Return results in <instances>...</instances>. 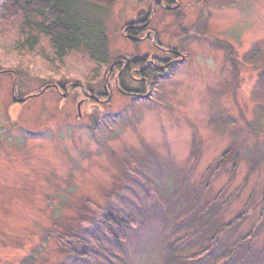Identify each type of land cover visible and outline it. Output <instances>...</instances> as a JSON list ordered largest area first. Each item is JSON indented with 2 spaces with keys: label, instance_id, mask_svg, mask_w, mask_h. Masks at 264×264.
Returning <instances> with one entry per match:
<instances>
[{
  "label": "rangeland",
  "instance_id": "1",
  "mask_svg": "<svg viewBox=\"0 0 264 264\" xmlns=\"http://www.w3.org/2000/svg\"><path fill=\"white\" fill-rule=\"evenodd\" d=\"M191 1L155 22L186 60L148 101L110 73L156 52L120 34L134 0L84 8L104 62L87 48L56 60L42 36L23 46L21 16L0 12V264H264V0ZM117 207L130 217L113 262L61 251Z\"/></svg>",
  "mask_w": 264,
  "mask_h": 264
},
{
  "label": "trees",
  "instance_id": "2",
  "mask_svg": "<svg viewBox=\"0 0 264 264\" xmlns=\"http://www.w3.org/2000/svg\"><path fill=\"white\" fill-rule=\"evenodd\" d=\"M115 1L5 0L0 12L5 18L21 16V32L26 34L23 46L34 48L38 37L42 36L49 42L56 60L61 61L70 51L87 48L92 58L104 62L107 55L104 29L97 21L94 25L87 22L84 8L89 5L109 8ZM116 210H109L94 222L95 230L89 238L75 236L71 242L60 238L57 244L61 251L82 263L97 259L102 263L113 262L119 254L110 245L118 243L119 235L123 237L127 232H123L128 223L123 219V214L130 217L127 212L118 211V207ZM243 217L241 214L225 227L239 223ZM209 251L205 249L201 254Z\"/></svg>",
  "mask_w": 264,
  "mask_h": 264
},
{
  "label": "flooded vegetation",
  "instance_id": "3",
  "mask_svg": "<svg viewBox=\"0 0 264 264\" xmlns=\"http://www.w3.org/2000/svg\"><path fill=\"white\" fill-rule=\"evenodd\" d=\"M134 1L138 4L137 8L130 15V19L124 22L120 34L132 45L144 44L149 41L152 49L156 52L145 51L142 54L134 52L129 56H119V58L112 61L110 73L114 70L117 71L114 84L118 92L135 100L148 101V98L156 92V82H160V79H169L175 68L174 65L182 64L186 60V56L178 52L175 47L163 44V40L158 35L155 27V22L162 25L169 13L177 12L183 6L182 2L184 0ZM188 1L192 4L191 0ZM187 6L190 7L189 3H187ZM127 83L135 88L133 90L127 89ZM107 92L108 88L105 87L104 93L99 95L105 100L109 98ZM95 100L99 103L102 102L97 97Z\"/></svg>",
  "mask_w": 264,
  "mask_h": 264
},
{
  "label": "water",
  "instance_id": "4",
  "mask_svg": "<svg viewBox=\"0 0 264 264\" xmlns=\"http://www.w3.org/2000/svg\"><path fill=\"white\" fill-rule=\"evenodd\" d=\"M82 87V86H81ZM82 89H83V87H82ZM86 95V94H85ZM86 96H88V95H86ZM12 97H13V100L15 101V102H19V103H21V102H23L24 101V99H17L15 96H14V88H12ZM80 104L81 103H79L78 104V106H77V110L79 111V108H80Z\"/></svg>",
  "mask_w": 264,
  "mask_h": 264
}]
</instances>
